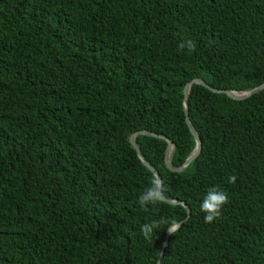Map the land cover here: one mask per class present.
<instances>
[{
	"label": "trees",
	"instance_id": "16d2710c",
	"mask_svg": "<svg viewBox=\"0 0 264 264\" xmlns=\"http://www.w3.org/2000/svg\"><path fill=\"white\" fill-rule=\"evenodd\" d=\"M195 79L264 84V0H0V264H156L162 250L159 264H264V89L236 101L192 85L194 161L170 172L165 140L135 138L190 215L137 203L155 176L129 136H165L181 166ZM213 186L229 202L205 223Z\"/></svg>",
	"mask_w": 264,
	"mask_h": 264
},
{
	"label": "clouds",
	"instance_id": "9594fccd",
	"mask_svg": "<svg viewBox=\"0 0 264 264\" xmlns=\"http://www.w3.org/2000/svg\"><path fill=\"white\" fill-rule=\"evenodd\" d=\"M179 50H184L185 48L189 52H194L196 50L195 41L191 38H183L178 44ZM237 177L231 175L228 177L229 183H235ZM163 186L162 181L159 177L151 179L149 186L145 187L144 190L139 194L137 203L141 208L148 205H156L158 203H163ZM229 202V196L226 192L219 189L217 186H213L207 189L206 194L200 203V211L204 213V222L212 223L221 215L222 207ZM159 227V222L152 221L150 223H145L141 225V233L143 237L148 240L151 239L153 235V230ZM179 225L173 221L168 224L169 234H173Z\"/></svg>",
	"mask_w": 264,
	"mask_h": 264
},
{
	"label": "water",
	"instance_id": "95a60500",
	"mask_svg": "<svg viewBox=\"0 0 264 264\" xmlns=\"http://www.w3.org/2000/svg\"><path fill=\"white\" fill-rule=\"evenodd\" d=\"M192 85H200L203 86L205 88H207L209 91L213 92V93H220V94H224L227 97H229L232 100H236V101H242L245 100L247 98H249L250 96L262 91L264 89V84L254 88L252 90H248V91H241V92H237V91H226V90H219V89H212L210 87H208L202 80L200 79H195L189 83H187L184 88H183V109H184V115H185V122L188 126V129L190 131V133L192 134L194 141H195V147L193 149V151L191 152V154L187 157V159L184 161V163L175 168L172 166L171 164V154L173 152L174 149V145L173 143L167 139L165 136L159 135V134H155L152 132H146V131H137L132 133L129 136V142L132 146V148L135 150L138 159L141 161V163L155 176V177H159V179L161 180L160 176L158 175V173L156 172V170L150 166L147 161L144 159V157L142 156L136 142H135V138L139 135H144V136H149V137H154L157 139H161V140H165L167 142V147H166V151H165V157H164V163L166 168L170 171V172H174V173H181L192 161H194L198 155L200 154L201 151V142L200 139L198 137V135L196 134V132L194 131V129L192 128L190 121L188 119V106H187V100H188V94H189V90L191 88ZM163 201L170 204V205H180L183 206L186 211H187V218L190 215V209L188 207V205H186L183 202H179V201H174V200H166L163 197ZM182 223H179L178 225L180 226ZM167 235H169V232H167ZM167 238V237H166ZM167 244V240H165L164 245L165 246ZM163 256V250L162 252L159 254V258L156 264L160 263V259Z\"/></svg>",
	"mask_w": 264,
	"mask_h": 264
}]
</instances>
